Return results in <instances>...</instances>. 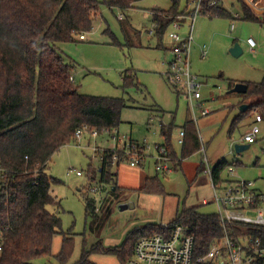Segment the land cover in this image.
Segmentation results:
<instances>
[{
  "label": "rangeland",
  "instance_id": "374dc122",
  "mask_svg": "<svg viewBox=\"0 0 264 264\" xmlns=\"http://www.w3.org/2000/svg\"><path fill=\"white\" fill-rule=\"evenodd\" d=\"M101 1L105 3L108 0ZM177 1L181 12L193 13V2ZM222 2L230 14L241 13V4L237 0ZM172 6L173 0H145L137 5L139 9L123 13L126 16L123 22H128L137 33L141 32L139 45L134 48L129 49L125 45L119 22L122 14L110 11L106 5L101 8L92 32L85 34L86 41L78 38L74 43L57 45L66 60L74 66L72 75L81 94L126 100L128 108L121 115L118 129L121 136L155 147L165 144L161 127L174 125L171 146L181 157L183 148L177 142V135L187 120H192L193 126H189V132L195 134L196 131L200 143L203 138L206 149L205 155L202 151L191 154L183 162V167L172 175L159 177L164 194H148L139 190L144 186L146 177H155L151 167L153 160L147 161L145 171L131 168L128 163H122L120 168L115 167V172L120 169L117 193L112 185L102 183L100 173H97L102 164L94 156L92 148L108 147V135L97 139L86 136L80 142L63 147L53 156L48 172L61 182L52 188V195L58 199L61 208L49 207V210L59 212L63 231L66 234L71 232L73 239L72 253L66 264L78 263L84 251L91 252L98 244L106 250L119 248L134 231L151 225L168 224L176 218L178 211L185 208H197L203 214L216 213L210 176L202 174L194 182L196 170L202 163L206 169H212L222 161L239 163L234 167L238 178L256 182L257 188L264 193V114L255 109V112L244 115L245 112L240 110L241 105L251 106L253 100H243L240 94H227L230 83L264 82V24L242 18L235 22L236 31L230 34L232 21L229 19H210L202 15L196 19V43L190 62L193 74L198 76L203 86L202 99L191 104L177 94L165 77L167 69L163 63L172 59L169 39L164 36V50L158 49L159 38L148 33L153 29L151 12L170 10ZM250 38L257 45L255 53L246 44ZM233 43L239 44L243 50L238 58L230 54ZM204 46L210 47L207 58L200 54V48ZM126 79H129L127 84ZM200 104L211 112L209 116L201 117ZM257 115L263 116L262 123H256ZM253 126L260 129L257 141L248 150L237 153L236 145H248L242 138ZM90 170L96 173L95 181L91 183ZM89 188L100 189L97 194H89L97 202L95 218L86 214L84 199ZM204 201L208 205H203ZM124 204H134L135 207L121 210L119 206ZM62 246L63 236L59 235L54 239L52 256L38 258L33 263L60 264L57 257ZM90 261L93 264H119L114 256L102 253H92Z\"/></svg>",
  "mask_w": 264,
  "mask_h": 264
},
{
  "label": "trees",
  "instance_id": "16d2710c",
  "mask_svg": "<svg viewBox=\"0 0 264 264\" xmlns=\"http://www.w3.org/2000/svg\"><path fill=\"white\" fill-rule=\"evenodd\" d=\"M145 0H0V264H34L38 258L51 257L55 237L63 236V246L57 257L60 264L70 259L71 232L66 234L62 219L49 207L58 210L61 204L52 195V188L60 184L49 175V163L63 147L77 142L75 133L87 127L105 136L118 130L121 115L128 108L124 99L100 98L81 94L75 81H71L73 67L58 50L57 45L74 43L93 30L94 22L106 5L110 11L128 13ZM215 2L216 5L211 6ZM241 15L245 21L264 24L256 17L244 0ZM173 0L170 10L151 12L152 24H157L156 36L163 39L170 25L179 16H186ZM202 15L210 19L234 20L221 4V0H206ZM125 21V20H124ZM125 45L136 47L134 39L141 33L128 22H120ZM74 80V79H73ZM129 80V79H128ZM125 80V84L129 81ZM237 83H230L231 91ZM248 90L240 95L243 100H253L244 115L259 109L264 114V82L247 84ZM228 91V95L229 94ZM192 120H187L183 151L179 157L171 146L174 125L162 126L164 146L174 159V170L201 149L196 134L189 132ZM194 129V127H193ZM200 143V144H199ZM125 161L120 155L113 165V154L106 152L101 161V181L119 190L114 171ZM239 163L222 161L212 168L211 180L218 188L229 184L228 171ZM202 163L196 170L194 182L206 173ZM95 171H89L90 183L95 181ZM90 188L85 197L87 216L97 215V202L90 198ZM148 194H164L159 176L146 178L139 190ZM182 224L186 233L195 238L197 255H205L211 245L222 238L219 216L203 214L197 208L178 211L170 225ZM162 225H151L134 231L119 248L104 249L101 244L91 252L84 251L76 264H93L92 253L114 256L119 264H128L134 247L143 237L163 234ZM264 243V227L245 229Z\"/></svg>",
  "mask_w": 264,
  "mask_h": 264
},
{
  "label": "built area",
  "instance_id": "2783aa9c",
  "mask_svg": "<svg viewBox=\"0 0 264 264\" xmlns=\"http://www.w3.org/2000/svg\"><path fill=\"white\" fill-rule=\"evenodd\" d=\"M194 3L195 9L192 14L179 16L170 25L167 31L168 39L173 43L171 48V61H166L163 65L166 67L165 77L168 83L176 90L179 96L184 97L191 104L202 99L201 89L203 84L199 81L197 75L193 74L190 62L192 48L195 45V22L203 13V4L206 0H190ZM216 5L215 2L211 6ZM191 22L187 31L184 20ZM240 19V15H235L230 26V32L236 29L235 21ZM157 24L153 25L150 35L156 34ZM81 41L85 40V35L79 37ZM247 44L251 50L256 48L253 39H248ZM203 58L208 55V48L201 50ZM71 81H74L71 78ZM201 117H207L211 114L208 109H203L200 104ZM194 119L197 117L194 114ZM263 121L260 115L256 116V123ZM260 129L253 126L242 141L251 145L257 141ZM85 134H90L93 138H99L96 131L88 132L87 127L78 130L75 133L77 141H81ZM108 147L101 148L96 146L92 148L93 153L100 154V161L104 160V154L108 151L113 154V165H115L119 156L123 155L125 161L131 168L144 166L148 160H153L157 176H168L175 172L174 159L171 157L168 149L164 145L152 147L147 143L140 144L130 137L121 136L118 130L112 131L108 135ZM186 132L180 130L177 136V142L182 146L185 142ZM202 143V153L206 154V149ZM233 148V146H232ZM178 162H182L179 159ZM206 173L211 177L212 169L208 167ZM83 176L82 173H77ZM234 170L228 171L229 184L218 188L212 182L214 191V205L216 214L222 224L223 236L215 241L210 250L205 255H197L195 247V238L186 233L182 224H165L162 228L163 234L152 237H143L136 243L134 253L128 264H264V243L260 238L249 234L245 229L264 227V193L256 189L255 182L243 181L233 177ZM4 178L0 171V182ZM92 194L100 192L98 188H91ZM208 205L207 202H204ZM249 213H255L250 216ZM1 251V248H0Z\"/></svg>",
  "mask_w": 264,
  "mask_h": 264
},
{
  "label": "crops",
  "instance_id": "0c3cea01",
  "mask_svg": "<svg viewBox=\"0 0 264 264\" xmlns=\"http://www.w3.org/2000/svg\"><path fill=\"white\" fill-rule=\"evenodd\" d=\"M238 2H239V0H237ZM143 2V1H142ZM141 3V2H140ZM245 3L250 7V9L251 10H253V13H254V15L256 16V17H258V18H260V19H264V0H250L249 2H247V1H245ZM139 4V3H138ZM137 4V5H138ZM221 4H222V6H223V2H222V0H221ZM137 5L132 9V10H130L129 12H131V11H133V10H135V9H139L138 7H137ZM224 7V6H223ZM116 11V10H115ZM118 11V10H117ZM120 12V11H119ZM121 14V16H120V20H119V22H123L124 20H125V18H126V16L124 17V14L122 13V12H120ZM186 13V12H185ZM240 15V19L239 20H237V21H241L242 20V15H241V13L239 14V13H236V14H232L233 16H235V15ZM202 16H204V15H202ZM151 19H152V16H151ZM152 21V20H151ZM197 21V20H196ZM233 21V20H232ZM237 21H235V22H237ZM185 24V31H187V28H188V26H190V21L187 19V20H184L183 21ZM231 26V25H230ZM235 31H236V29H235ZM234 31V32H235ZM234 32H232V33H234ZM141 33V32H140ZM148 33H149V35H150V31H148ZM231 32H230V34H232ZM194 34H195V31H194ZM156 35V34H155ZM151 36V35H150ZM165 36L167 37V32H166V34H165ZM139 38V37H138ZM137 37L134 39V41H133V44H135V46L136 45H139V39H138ZM168 38V37H167ZM195 40H196V38H195ZM81 41V40H80ZM83 41H86V37H85V40H83ZM159 41V45H158V49H163V45H162V42H163V39H159L158 40ZM170 41V40H169ZM170 43H171V48H172V46H173V43L170 41ZM196 43V42H195ZM234 45H235V43H233ZM246 44H247V42H246ZM233 45V46H234ZM232 46V47H233ZM247 46L249 47V49H250V51L252 52V53H255V49L254 50H251V48H250V46L247 44ZM204 47H206V46H204ZM256 47H257V45H256ZM171 48H170V54H171ZM208 48V52H209V49H210V47H207ZM164 50V49H163ZM201 50H202V48H200V52H201ZM201 54V53H200ZM208 55H209V53H208ZM208 55L206 56V58L208 57ZM171 57H172V55H171ZM72 65V64H71ZM164 66V65H163ZM72 67L74 68V66L72 65ZM165 67V66H164ZM73 74V73H72ZM72 77H73V75H72ZM73 79H74V77H73ZM74 81H75V79H74ZM76 82V81H75ZM242 106V105H241ZM249 106V105H248ZM262 119H263V116H262ZM263 122V121H262ZM261 122V123H262ZM180 130H182V129H180ZM86 136H89L90 138H92V139H95V138H93L90 134H85L84 135V137H86ZM178 136V135H177ZM83 137V138H84ZM102 137V136H101ZM82 138V139H83ZM100 138V137H99ZM79 142V141H78ZM107 143H108V141H106ZM202 144V143H201ZM234 146V145H233ZM86 147H89V145H87ZM101 148H107V147H102V146H100ZM82 148H84V147H82ZM231 148H232V146H231ZM85 149V148H84ZM201 151V150H200ZM198 153H200V152H198ZM232 154V153H231ZM94 156L97 158H99L100 157V154L99 153H97V154H94ZM100 160V159H99ZM186 160V159H185ZM185 160H183L182 161V167H183V162L185 161ZM220 163V162H219ZM120 167H122V165H119V168ZM151 167H152V170H153V172L155 171V168H154V163H153V166L151 165ZM146 168H147V163L144 165V166H142V167H139V169H141V170H146ZM136 169V168H135ZM233 170H234V168H232ZM100 171H101V168H100ZM118 171H120V169L118 170ZM118 171H117V173H118ZM154 174H155V176H157V174H156V172H154ZM205 174V173H204ZM118 175H119V173H118ZM233 177H235V178H238V176H237V174L235 173V170H234V175H233ZM146 178H149V177H146ZM150 178H152V177H150ZM210 178V183H211V186H212V180H211V177H209ZM117 183H118V179H117ZM255 185H256V182H255ZM256 189L259 191V192H261L258 188H257V186H256ZM130 190H132V191H137L138 189H136V190H133V189H130ZM204 202H207V201H204ZM203 202V205H205V203ZM124 205H126V204H124ZM134 205V204H133ZM134 207H135V205H134ZM134 209V208H133ZM178 213V212H177ZM175 220V219H174ZM173 220V221H174ZM172 221V222H173ZM171 223V222H170ZM170 223H168V224H170ZM161 225H165V224H161Z\"/></svg>",
  "mask_w": 264,
  "mask_h": 264
},
{
  "label": "water",
  "instance_id": "95a60500",
  "mask_svg": "<svg viewBox=\"0 0 264 264\" xmlns=\"http://www.w3.org/2000/svg\"><path fill=\"white\" fill-rule=\"evenodd\" d=\"M230 54L232 56H234L235 58H238L240 57L242 54H243V50L241 48V46L239 44H235L231 49H230ZM248 90V86L245 84V83H238L235 85V87L229 91V94H245ZM249 106L248 105H242L240 107V110L244 113L248 110ZM250 148V145H243V146H240V145H236L235 146V149L237 151V153H240V152H243V151H246ZM119 208L121 210H125V209H133L134 208V205L133 204H126V205H120Z\"/></svg>",
  "mask_w": 264,
  "mask_h": 264
}]
</instances>
